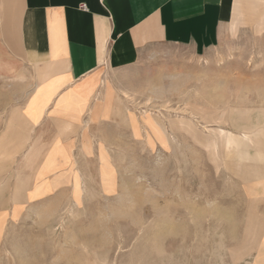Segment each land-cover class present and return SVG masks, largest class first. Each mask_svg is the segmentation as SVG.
Wrapping results in <instances>:
<instances>
[{"label":"rangeland","instance_id":"374dc122","mask_svg":"<svg viewBox=\"0 0 264 264\" xmlns=\"http://www.w3.org/2000/svg\"><path fill=\"white\" fill-rule=\"evenodd\" d=\"M234 26L213 47L162 45L130 68L103 70L105 98L121 100L133 126L113 138L117 192L97 190L79 206L75 179V204H36L20 174L30 168L0 149V264L255 263L264 198L251 202L255 217L243 190L250 168L222 140L240 136L234 118L255 122L264 110V36ZM104 172L114 191L115 175Z\"/></svg>","mask_w":264,"mask_h":264},{"label":"crops","instance_id":"0c3cea01","mask_svg":"<svg viewBox=\"0 0 264 264\" xmlns=\"http://www.w3.org/2000/svg\"><path fill=\"white\" fill-rule=\"evenodd\" d=\"M249 24L264 36V0H0V149L30 168L20 174L29 176L32 200L42 204L54 196L53 206L75 204V179L79 206L97 190L119 189L113 138L123 123L133 126L123 102L105 98L103 70L130 68L162 45L198 52L218 44L234 25ZM257 113L251 123L234 118L240 136L222 140L250 168L253 178L243 190L255 217L251 202L264 198V132L243 130L264 126V110ZM105 168L115 175L114 191L104 189ZM258 251L253 264H264V241Z\"/></svg>","mask_w":264,"mask_h":264},{"label":"bare ground","instance_id":"6f19581e","mask_svg":"<svg viewBox=\"0 0 264 264\" xmlns=\"http://www.w3.org/2000/svg\"><path fill=\"white\" fill-rule=\"evenodd\" d=\"M123 95L127 99L131 98V96L126 91H123ZM243 131H244V133H250V134L257 135V134H260V133L264 132V126L263 127L262 126H253L252 128L251 127L250 128L246 127Z\"/></svg>","mask_w":264,"mask_h":264},{"label":"built area","instance_id":"2783aa9c","mask_svg":"<svg viewBox=\"0 0 264 264\" xmlns=\"http://www.w3.org/2000/svg\"><path fill=\"white\" fill-rule=\"evenodd\" d=\"M82 7L84 8V7H85V5H82Z\"/></svg>","mask_w":264,"mask_h":264}]
</instances>
